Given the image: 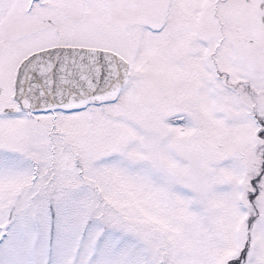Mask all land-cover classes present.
<instances>
[{
    "label": "snow or ice",
    "instance_id": "snow-or-ice-1",
    "mask_svg": "<svg viewBox=\"0 0 264 264\" xmlns=\"http://www.w3.org/2000/svg\"><path fill=\"white\" fill-rule=\"evenodd\" d=\"M0 264H264V0H0Z\"/></svg>",
    "mask_w": 264,
    "mask_h": 264
}]
</instances>
